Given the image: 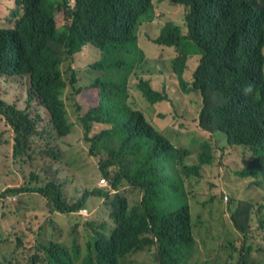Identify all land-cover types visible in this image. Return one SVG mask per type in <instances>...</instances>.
I'll return each mask as SVG.
<instances>
[{"label":"trees","instance_id":"trees-1","mask_svg":"<svg viewBox=\"0 0 264 264\" xmlns=\"http://www.w3.org/2000/svg\"><path fill=\"white\" fill-rule=\"evenodd\" d=\"M156 21L161 31L153 37ZM139 37L157 46L142 48ZM263 44L264 0H0V203L20 205L11 210L8 239L0 229V264H200L191 207L196 183L207 187L205 202L218 197L215 159L231 160L239 179L264 190ZM248 84L253 92L245 95ZM68 104L84 129L69 141L88 147L77 152L83 159H99L93 185L71 203L60 180L61 150L50 148L55 131L74 134ZM192 114L194 133L180 126ZM65 156L75 172L76 157ZM226 196L221 191L228 203L221 222L230 230L222 244L236 251V240L264 231V198ZM34 198L51 214L78 220L30 245ZM94 199L108 208L98 221ZM245 250L249 258L264 254L259 246Z\"/></svg>","mask_w":264,"mask_h":264},{"label":"rangeland","instance_id":"rangeland-1","mask_svg":"<svg viewBox=\"0 0 264 264\" xmlns=\"http://www.w3.org/2000/svg\"><path fill=\"white\" fill-rule=\"evenodd\" d=\"M160 4L162 5V7H165L166 5L163 1H161ZM172 5L178 6L180 9L186 8L187 11V7L183 4H172ZM127 14L132 19H139V16L136 15L135 12L130 11L129 9L127 10ZM58 22L61 23L60 18L58 19ZM183 22L184 24L182 25V29L189 31L190 26L187 23H185L184 19L179 23L182 24ZM159 24L160 22L156 21L151 25V28L154 31H156L154 32L153 37L159 35L161 31V29L158 31ZM139 43L142 48H154L157 46L152 41L145 42L141 37H139ZM92 94H93L92 92H89V96ZM198 105L197 103L192 105V109L194 110L195 114L196 111L198 110ZM68 109H69V114H68L69 120L74 124V134L71 135V138H65V137H60L55 131L52 138L53 143L50 148H53L55 150L57 149L61 150L63 161L60 166L62 170L60 173V180L65 181V185L67 186L66 201L71 203L73 200H78V198L84 192L85 188H88L85 185L87 186L93 185L92 174L96 171V166L99 162V159L90 158L89 160H85L83 159L84 158L83 153L77 154L78 151L87 153L88 147L86 145H82L81 143H79L80 147L79 149H77L69 141L73 139H78L79 137L83 136L84 129L81 121L78 118L76 107L68 104ZM195 114H192L190 116V120L188 123H180V126L188 129L191 133H194V129H195V125H194ZM47 124H48L47 121L41 123L39 125V131H42ZM218 135H219L218 140H220L221 142H225L226 140L225 134L223 132H219ZM66 152H67V159L71 163L74 161L72 159L75 158L77 154L76 161L71 167V169H73V171L75 172H69L65 167ZM249 155L251 159V153ZM234 156L235 155H231L230 158H233ZM248 158H249L248 155L241 156V160L243 159L244 161L248 160ZM219 160L223 161L222 157L215 159V163L212 167V170L210 171V176L213 178V181L215 182L217 189L214 192H212V194H216L218 197L212 201L205 202L204 200L210 198V196L207 194L206 185L205 184L203 185L202 182L195 184V191L197 195L193 199L191 211L193 215L192 216L193 224L196 227L195 230L196 236L199 241L198 247L200 250L199 256L201 258L200 264H208L206 260H210L211 264H235L239 256L241 259L243 257L246 258L247 260L254 259L256 260L257 264H263V260L260 256L261 255L260 253L258 254L259 256L255 258L245 257L246 256L245 248L249 246L252 247V251H253V246L254 248L259 246L262 249H264V231L262 229H257L253 233L252 239L249 242H242L241 239L236 240L235 241V244L237 246L236 251H233L227 244H222L223 240L225 239L224 232L226 233L230 232V230H227L223 227L221 222V216H223V214L221 213L222 207L224 205H228V203L222 200V198L220 197L222 189L224 190L222 192H226L228 197L233 196L243 199H252L254 201H258L261 198H264V190L254 184H251L250 178L239 179L233 172L232 166H235V164L231 162V160L225 159V162L223 164H220ZM228 163L231 164V166L228 167L227 166ZM79 166L83 167L81 171L78 168ZM196 178L197 177L195 176L193 177L194 180ZM6 179L11 181L9 177H6ZM95 179L100 180L101 178L99 176H96ZM0 188L4 189L5 183H1ZM11 200H15V199L12 198ZM30 202L34 204V206H32L28 211L29 215L27 218L28 224L29 223L31 224L29 228V232L27 233L28 235L27 241L29 242L30 245L35 246L37 244L36 237H39L41 239H47L49 237L56 238L57 232L63 231L64 233H66V230L70 226V222L75 223V221L78 220L77 216L75 215H64L59 213L51 214L50 211L46 208L45 203L40 199L34 198ZM14 206L15 208H20V205L17 200L8 202V204H5V207L2 203H0V229L6 239L10 237L11 223L15 222L16 220L15 216L11 214V210ZM89 206L90 208L94 209L93 210L94 213L91 215V218L96 221L102 219L106 215L108 210L105 204H103L98 199L92 200L89 203ZM208 209L216 212V215L215 213L209 212ZM259 211L260 213L264 214L263 204L260 206ZM4 212H6V214H4ZM89 212L90 210H88L87 213ZM217 217L220 218V220L215 221L214 219ZM237 217L241 221L245 220L241 214H238ZM254 225H256V222H254ZM112 226L113 225L111 224L107 225L106 231H108V233ZM41 227H43L42 230ZM227 241L231 243V240L229 238H227ZM144 257L141 256L137 260L143 262ZM207 257H209V259H207ZM190 263L193 264V261L190 260ZM44 264H46V262H44ZM239 264H242L241 261Z\"/></svg>","mask_w":264,"mask_h":264},{"label":"clouds","instance_id":"clouds-1","mask_svg":"<svg viewBox=\"0 0 264 264\" xmlns=\"http://www.w3.org/2000/svg\"><path fill=\"white\" fill-rule=\"evenodd\" d=\"M15 6L16 5H13V4H11V8L13 9V8H15ZM23 7H21V9H22ZM185 8V7H184ZM186 9V8H185ZM144 23H146V22H144ZM143 23V24H144ZM142 24V25H143ZM184 24V22L181 24V23H179L178 22V25H180V27H181V31H182V34H187V30H185V29H182V25ZM141 25V26H142ZM262 51L264 52V44L262 45ZM242 91H243V93L245 94V95H248V94H251L252 92H253V86L251 85V84H248V85H246V86H244L243 87V89H242ZM222 191H224L223 189H222ZM225 198H228V196H226ZM263 251H264V249H263ZM261 258H262V260H263V264H264V254H262L261 255ZM257 264V263H256Z\"/></svg>","mask_w":264,"mask_h":264},{"label":"built area","instance_id":"built-area-1","mask_svg":"<svg viewBox=\"0 0 264 264\" xmlns=\"http://www.w3.org/2000/svg\"><path fill=\"white\" fill-rule=\"evenodd\" d=\"M100 183H106L105 178H101V179H100Z\"/></svg>","mask_w":264,"mask_h":264}]
</instances>
